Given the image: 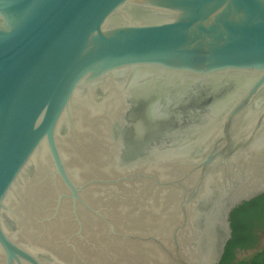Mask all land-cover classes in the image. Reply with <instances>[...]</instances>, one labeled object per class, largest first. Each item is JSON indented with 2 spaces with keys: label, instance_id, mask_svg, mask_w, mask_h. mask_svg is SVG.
Here are the masks:
<instances>
[{
  "label": "water",
  "instance_id": "water-1",
  "mask_svg": "<svg viewBox=\"0 0 264 264\" xmlns=\"http://www.w3.org/2000/svg\"><path fill=\"white\" fill-rule=\"evenodd\" d=\"M262 193L264 0H0V264H219Z\"/></svg>",
  "mask_w": 264,
  "mask_h": 264
},
{
  "label": "bare ground",
  "instance_id": "bare-ground-1",
  "mask_svg": "<svg viewBox=\"0 0 264 264\" xmlns=\"http://www.w3.org/2000/svg\"><path fill=\"white\" fill-rule=\"evenodd\" d=\"M120 198L123 196L129 197L128 202H132L133 204H140L145 210L143 213L139 215L135 219L137 222L144 223V215H149L151 217V222H150V227L153 230H159L162 231L164 221H165V211L166 209H163L160 207V205L157 204V194L154 193L153 191L147 190L145 188L143 189H138V188H133L131 190H126L122 191L121 194H118ZM167 215V212H166ZM167 221V219H166ZM85 235L90 239L94 240L95 238L98 237L99 233L97 232L95 227H88L85 231ZM82 254V253H81ZM56 256V255H55ZM62 258L59 259L60 257L56 256V260L59 261L61 260L64 264H73V260L69 256H61Z\"/></svg>",
  "mask_w": 264,
  "mask_h": 264
},
{
  "label": "flooded vegetation",
  "instance_id": "flooded-vegetation-1",
  "mask_svg": "<svg viewBox=\"0 0 264 264\" xmlns=\"http://www.w3.org/2000/svg\"><path fill=\"white\" fill-rule=\"evenodd\" d=\"M258 202L244 216L242 243L233 248V261L239 254L255 253L264 243V193L253 198ZM251 201V200H250Z\"/></svg>",
  "mask_w": 264,
  "mask_h": 264
},
{
  "label": "trees",
  "instance_id": "trees-1",
  "mask_svg": "<svg viewBox=\"0 0 264 264\" xmlns=\"http://www.w3.org/2000/svg\"><path fill=\"white\" fill-rule=\"evenodd\" d=\"M258 202V198L251 200L249 202H245L236 209H234L230 214V229L231 236L227 241L223 255L219 264H232L234 259L233 257V248L242 243V233H243V223L245 214L253 208V205ZM242 264H264V243L263 246L257 250L251 258Z\"/></svg>",
  "mask_w": 264,
  "mask_h": 264
},
{
  "label": "rangeland",
  "instance_id": "rangeland-1",
  "mask_svg": "<svg viewBox=\"0 0 264 264\" xmlns=\"http://www.w3.org/2000/svg\"><path fill=\"white\" fill-rule=\"evenodd\" d=\"M252 255H253V253L239 254L236 257L235 264H242L244 262H247L251 258Z\"/></svg>",
  "mask_w": 264,
  "mask_h": 264
},
{
  "label": "clouds",
  "instance_id": "clouds-1",
  "mask_svg": "<svg viewBox=\"0 0 264 264\" xmlns=\"http://www.w3.org/2000/svg\"><path fill=\"white\" fill-rule=\"evenodd\" d=\"M6 7H11V5L9 4V5H5Z\"/></svg>",
  "mask_w": 264,
  "mask_h": 264
}]
</instances>
